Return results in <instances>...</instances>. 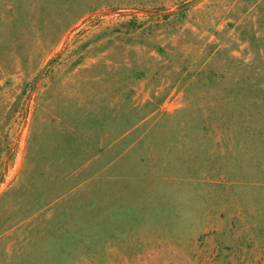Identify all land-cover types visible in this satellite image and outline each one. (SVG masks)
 <instances>
[{
    "label": "rangeland",
    "instance_id": "obj_1",
    "mask_svg": "<svg viewBox=\"0 0 264 264\" xmlns=\"http://www.w3.org/2000/svg\"><path fill=\"white\" fill-rule=\"evenodd\" d=\"M0 264H264V0H0Z\"/></svg>",
    "mask_w": 264,
    "mask_h": 264
}]
</instances>
